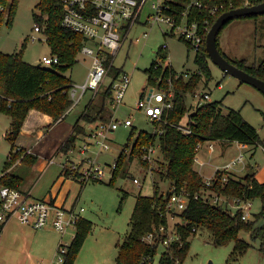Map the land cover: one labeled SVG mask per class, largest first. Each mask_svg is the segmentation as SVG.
Returning a JSON list of instances; mask_svg holds the SVG:
<instances>
[{
    "label": "trees",
    "instance_id": "obj_1",
    "mask_svg": "<svg viewBox=\"0 0 264 264\" xmlns=\"http://www.w3.org/2000/svg\"><path fill=\"white\" fill-rule=\"evenodd\" d=\"M19 1L0 0V4L6 9L0 11V31L4 24L8 27L13 26ZM199 1L203 3L204 10L195 9L194 16L202 23V30H204L203 21L205 19L210 20V25L207 31L204 30L202 47L195 54L194 61L197 70L185 78V73H177L170 64L163 66L160 62L153 61L147 70L148 83L153 87L159 85V89H169L168 80L171 79L173 106L164 110L160 121L153 122L155 128L161 130L162 134L145 131H140L136 135L132 133L126 149L118 157V165L109 183L113 185L117 177L126 175V166L134 159H139L140 163L148 168V163L142 160L144 148L157 142L160 143L164 159L162 163L164 169L160 172V176L162 180L169 181L170 187L167 191H162L155 183V192L152 196L139 195L137 197L131 216V232L119 246L118 264H141L145 257L154 256L157 253V247L145 243L143 237L161 225L167 224V203L174 191L182 189L189 195L187 208L178 214L182 220L177 224L182 243H174L169 252L163 254L161 263L175 264L176 261H180L182 264L191 246V237L201 228L212 233L216 245L234 242L231 261L235 264L251 248V244L240 237L242 232L250 234L252 239H261V250L264 252V183L258 181L254 170L250 168L245 176L238 179L231 177L229 172L218 171L210 189L227 198L238 197L252 201L260 199L261 211L254 214L253 219L243 220L241 210L233 212L222 204L205 200L202 197L195 198L197 194H202L207 189L203 177L195 169L198 144L213 141L215 143H239L258 148L264 146V138L258 129L247 121L240 111L230 110L223 113L221 104L213 101L206 102L189 116L188 126L192 130L190 134L178 127L189 113L186 96L189 93L195 94L202 80L210 82L213 78L210 57L206 49L207 34L212 25L226 11L246 5L260 4L264 0ZM220 4H224L225 8L215 15L211 14L213 7ZM36 7L39 13H34L35 22L44 28L43 31L48 35L53 53L58 55L60 63L46 67L42 63L32 64L25 61L23 51L28 39L18 52L0 51V112L12 119V129L8 134L12 152L5 163L4 175L0 177V185L6 187L19 188L22 184L21 176L8 172L18 159L23 157V161L33 163L36 158L26 154V149L20 148L17 144L29 113L37 110L52 117L54 121H58L71 108L72 100L68 91L73 81L63 73L77 64V57L84 41L81 34L63 26V9L57 0H39ZM253 17L258 18L259 16ZM220 34L218 46L222 54L239 68L264 80V61L259 65H251L246 59H231L220 47ZM189 49L191 50L190 46ZM157 54L161 59L168 58V52L163 48ZM122 71L123 69L114 66L110 75L118 79ZM112 95L111 87H104L96 98L86 105L83 114L74 124L72 134L63 145V150H68L80 136L86 133V128L82 123L111 119L113 116L110 108ZM144 95L145 93L142 94ZM226 176H228L227 181L224 180ZM86 184L82 183L83 186ZM92 228L91 221L85 218L79 221L77 232L69 246L67 264L74 263Z\"/></svg>",
    "mask_w": 264,
    "mask_h": 264
},
{
    "label": "rangeland",
    "instance_id": "obj_2",
    "mask_svg": "<svg viewBox=\"0 0 264 264\" xmlns=\"http://www.w3.org/2000/svg\"><path fill=\"white\" fill-rule=\"evenodd\" d=\"M38 3L39 0H20L13 26L8 27L4 24L0 31V51L4 53L20 51L25 40L28 39L23 51V58L32 64L42 63L44 56L51 57L55 55L49 44L48 35L44 31L35 32L34 29L36 24L34 13H39L36 7ZM149 30L144 25L136 27L115 60L116 68L123 69L131 75V83L116 116L118 118L132 116L133 126H120L115 132L111 133L109 141L112 148L100 157V161L106 166L108 172L105 179L87 183L83 187L74 180L77 183L76 187L69 192V203L77 197L76 207L78 209L84 208L82 218L93 223V228L87 235L84 245L73 264H117L116 246L119 240L122 241L131 232V216L137 197L139 195L152 196L155 192V183L160 186L162 191H167L170 187L169 181L162 180L160 176V172L164 169L162 166L164 159L159 142L156 143L158 152L152 174L146 166L140 163L139 159H134L132 163L126 166V175H120L113 185H109L113 178L110 167L114 160L118 159L126 149L132 133L136 135L140 131L152 133L156 130L153 121L142 109L138 108L140 100L147 102L151 89L158 91L160 88L159 85L153 87L148 83L147 70L151 67L153 61L160 62L163 66L170 64L177 73H185V78H188L197 70L194 61L195 52L189 49L188 44L180 39L179 35H171V29L167 32L164 29L155 27L151 30L146 41L143 39L141 42H132ZM166 32L168 35H165ZM32 36L37 39L33 41ZM219 42L220 47L230 57H238L239 60L246 59L251 65H259L264 61V15L258 18L248 17L232 20L222 29ZM165 45L167 46L165 50L168 52V58L164 60L157 53ZM77 61V64L71 70L63 74L74 83L82 84L86 80L91 59L79 52ZM210 66L213 74L212 80L210 82L202 80L197 89V94L189 93L186 96L189 113L181 123H188L189 116L195 112L194 106L198 103L199 98L205 93H210L212 101L221 104L223 113L230 110L240 111L264 138V93L255 86L226 74L211 60ZM111 77L105 82L104 87L110 84ZM143 93H145L144 96H142ZM91 100L92 94L87 92L83 102L73 109H68L64 121L47 133L46 137L37 145L35 151L41 153V150L44 149L46 154L52 152L54 145L49 146L58 141V134L62 128L66 125L73 126ZM11 129L12 119L5 113L0 112V175L12 152V144L8 138ZM29 141L32 140L28 139L27 136H21L17 142L28 144ZM207 146L205 145V148ZM39 156L42 157L40 154ZM206 156L208 158V155ZM60 159L61 157L57 159V163ZM256 160L262 165L264 164V151L261 147L258 149ZM56 164H53L51 168L57 169L58 165ZM32 165L31 162L23 161L15 172L26 176V172H31ZM240 167L237 166L236 170ZM31 174L33 175L34 172H31ZM241 174L243 177L246 172ZM38 175L39 172L33 179L31 178L29 184L34 183ZM135 178L140 180L141 187L134 182ZM36 187L38 190L46 189V186L40 183ZM253 202L252 214L254 215L261 211L262 202L260 199ZM253 215L250 219H253ZM76 232L77 229L71 227L65 241L71 244ZM48 236L52 240L60 237L54 232L48 233ZM240 237L250 243L251 248L236 264H264L261 239H252L247 232H242ZM57 248L44 260L51 261L57 252ZM233 250L234 242L226 245H216L212 233L205 228H201L191 237V246L182 264H235L231 261ZM162 252L163 247H160L155 255L154 264H160L159 259Z\"/></svg>",
    "mask_w": 264,
    "mask_h": 264
},
{
    "label": "built area",
    "instance_id": "obj_3",
    "mask_svg": "<svg viewBox=\"0 0 264 264\" xmlns=\"http://www.w3.org/2000/svg\"><path fill=\"white\" fill-rule=\"evenodd\" d=\"M63 9V26L67 29L79 33L83 36V46L80 53L91 59L87 77L84 83H72L68 94L72 100L71 109L80 105L87 92L92 94V100L103 90L105 82L111 77L110 73L115 66V60L123 48L125 42L138 25H144L150 30L137 37L135 41H146L153 28L159 27L167 32L171 29V35L177 34L180 39L185 41L195 52L202 47L204 41V30H208L210 20L205 19L202 23L194 16L195 9L204 10V5L199 0H57ZM225 8L224 4L216 5L211 10V14ZM5 6L0 4V11H5ZM145 18V19H144ZM35 32H42L43 27L35 24ZM165 35H168V33ZM209 32V31H208ZM32 36V40H36ZM164 49L167 48L165 45ZM58 55L51 57L44 56L42 64L52 66L59 64ZM112 78V77H111ZM161 81V79H158ZM169 89H151L147 102L140 100L138 108L142 109L153 122L160 121L165 109L171 108L172 103V80H168ZM131 83V75L124 70L118 79L112 78L109 85L112 90L110 108L113 116L110 120H98L92 123H85L86 133L75 142L68 150L59 151L52 159L48 160V165L57 162L61 157L62 175L72 178L79 183H90L102 181L107 176L106 166L100 161L102 154L111 150V133L115 132L120 126H133L132 116L118 118L117 111L123 104L125 94ZM197 94V91L196 93ZM91 100V101H92ZM90 101V102H91ZM206 102H212L211 94L205 93L199 98L194 106L195 110ZM182 131L190 134L192 130L187 124L181 123L178 126ZM156 129V128H155ZM155 134H162L161 130L156 129ZM211 155L215 153V142L206 141ZM205 143L197 146L196 162L199 160V152ZM65 145V143L63 144ZM242 145V144H241ZM158 150L156 144L145 147L142 160L148 163L147 168L153 173V165ZM107 164V163H106ZM245 164V154L240 152L234 159L219 167L216 171L230 172L237 166ZM118 165V159L114 160L110 172H114ZM216 175V174H215ZM213 177L203 178L207 187L202 194H197L195 198H204L214 203L222 204L225 208L233 212L241 210L243 220H248L253 215V201L244 200L238 197L227 198L220 196L210 189L213 186ZM228 180V176L224 178ZM134 182L141 187L138 178ZM189 203L188 193L182 189L174 191L166 206L167 224H163L157 229L143 237V241L157 249L163 247L159 263L165 252L174 243H182L181 235L178 232L177 224L182 220L178 214L183 212ZM84 208L66 209L58 206L49 199L32 200L31 194L20 188L6 187L0 185V237L6 225L12 220L17 219L20 223L30 226L36 230L45 228L52 224L53 229L62 236L57 252L51 261L41 260L36 264H67L70 243L65 241L69 229L76 228L82 219ZM178 219V220H176ZM75 237V236H74ZM156 255V254H155ZM154 256H147L141 264H154ZM165 264V263H164ZM175 264H180L176 261Z\"/></svg>",
    "mask_w": 264,
    "mask_h": 264
},
{
    "label": "crops",
    "instance_id": "obj_4",
    "mask_svg": "<svg viewBox=\"0 0 264 264\" xmlns=\"http://www.w3.org/2000/svg\"><path fill=\"white\" fill-rule=\"evenodd\" d=\"M223 51L228 57H230L225 50ZM230 58L239 60L238 57ZM67 114L62 119L54 121L52 117L37 110H32L28 115L20 135V137L27 136V138L31 139L32 141H29L28 144H23L22 142H17V144L20 148L26 149V154L36 157L31 167V172H34V174L32 175L31 172H26V176H23L15 172L16 169L21 166L23 157L18 159L16 163H14V165L8 170V172L15 173L22 177L23 181L19 188L25 192H29L31 194L32 200L49 199L58 206H63L67 209H73L77 208L76 202L78 199L76 197L74 201L72 199L69 203L68 196L70 190L75 188L77 183L74 182V179L62 175V159H60L58 163L56 162L57 164L54 163L58 165L57 169H52L51 167L53 164L48 165V160L52 159L59 151H61V147L72 134L74 125H66L62 128L61 132L58 134V141L52 145L50 144L49 146L51 147L54 145L52 152L46 154L44 149L41 150V153H37L35 151V148L43 140V138L46 137L47 133L54 127L60 125L67 117ZM205 145L207 146V143L204 144L203 148L199 152V160L195 163V169L201 174L203 178L213 177L219 167L234 159L240 152H243L245 154V164L237 170L235 169L230 171V176L238 179L242 177L241 173L244 172L245 174V172L247 173V171L251 168V170L255 171L258 181L264 183V164L262 165L258 160H256L258 149L261 147L264 151V146L254 148L253 146L241 145L239 143H215V153L211 155L208 146L205 148ZM217 145L220 146L218 147ZM204 148L207 151V154ZM39 154L42 157H40ZM206 155H208V158ZM4 166L2 168L0 177L4 175ZM37 172H39L37 179L34 183L29 184V182L36 176ZM39 183L44 184L46 189L38 190L36 186ZM51 232L58 234L53 229L51 223L43 229L36 230L30 226L20 223L17 219H12L6 225L0 237V264H36L38 261L44 260L46 257L48 258L51 252L56 250L61 240L64 239L60 234H58L60 237L54 238L52 240L48 236V233ZM123 241L124 238L122 241L119 240L117 243V256L119 253V246L123 243Z\"/></svg>",
    "mask_w": 264,
    "mask_h": 264
},
{
    "label": "water",
    "instance_id": "obj_5",
    "mask_svg": "<svg viewBox=\"0 0 264 264\" xmlns=\"http://www.w3.org/2000/svg\"><path fill=\"white\" fill-rule=\"evenodd\" d=\"M264 15V2L256 5H246L222 13L207 34L206 49L210 60L215 63L226 74L238 80L255 86L264 93V80L246 72L230 62L221 52L218 46V36L224 26L238 18L253 17Z\"/></svg>",
    "mask_w": 264,
    "mask_h": 264
}]
</instances>
